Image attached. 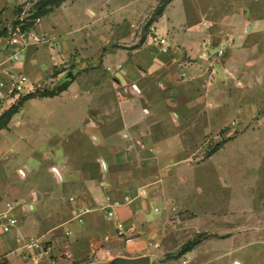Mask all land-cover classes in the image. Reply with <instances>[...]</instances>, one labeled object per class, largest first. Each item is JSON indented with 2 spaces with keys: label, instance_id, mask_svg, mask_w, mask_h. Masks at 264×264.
<instances>
[{
  "label": "crops",
  "instance_id": "1",
  "mask_svg": "<svg viewBox=\"0 0 264 264\" xmlns=\"http://www.w3.org/2000/svg\"><path fill=\"white\" fill-rule=\"evenodd\" d=\"M30 1L0 0V29L8 30L6 26H1V22L14 21L17 8ZM177 1L172 0L168 4L153 27L154 34L166 38L171 44L172 49L168 53H162L157 44L147 40L132 51H124V60L114 64L108 57L117 55L119 50L109 48L102 62L103 66H111L108 67L109 71H113L111 77L105 78L99 85L106 86L118 106L106 107L105 110L119 111L120 126L115 132L116 143H128L130 146L125 148V153L114 150L113 155H99L94 161V175L86 170L82 172L81 178L73 182L74 188L69 194L72 196H67V209L61 222L51 220L49 216L27 224L17 219V228L0 239L2 259L9 264H114L115 260L142 257L149 259L148 264H180L174 259L163 261L169 254L180 251L185 242L188 243L190 233L197 234L204 230L196 226L198 218L195 212L187 208L175 210L172 202H165L163 212L158 217L150 214L154 198L148 188L160 181L161 175L158 179L154 177L153 181L147 178L135 182L132 179L145 175L150 177V172L156 167L161 169L169 165L159 162L163 165L161 167L154 164L166 155H143L145 144L183 142L197 133L198 139L195 141L202 143L224 126L219 124L214 131L201 130L200 134L195 130L213 126L214 118L220 120L219 113L229 107L230 101L242 117H245L247 110L256 111L254 102L240 103L243 102L242 93L247 85H255L256 73L253 68L257 66L258 59L250 51L258 48L262 33L259 34L260 30L250 20L243 22L237 35L224 19H204L187 25L176 14H171ZM64 6L54 7L39 19L35 31L45 41L25 49L23 61L9 62L10 49L6 38L0 37V82L8 81L11 75H25L31 93L47 79L56 77L65 83L68 72L62 71L56 75V68L83 63L86 58L81 52H84L86 42L91 41L96 45L101 42L100 39L103 40L102 37L99 39L100 34L97 40L94 37L86 38L85 24L74 26L56 19L66 9ZM88 13L92 16L88 22L93 23L90 31L109 30L100 21L101 12ZM76 52L78 56L75 57ZM217 52L222 54L215 55ZM240 64L247 66V70L241 71ZM258 64L260 74L262 62ZM257 77L260 78V75ZM231 82L235 91L230 88ZM71 88L69 85L54 97L27 100L24 107L30 102L59 97ZM3 113L0 112V117ZM19 113L13 114L8 121V129L13 124L17 127L23 125L15 121ZM91 125L97 128L98 123ZM2 131L0 129V133ZM99 137L104 140L103 131ZM3 148L2 143L0 155ZM133 151L135 155H131ZM192 156L193 162L198 165L206 163L213 155ZM63 170L66 171L67 167L63 166ZM19 173L25 176L23 170H19ZM57 176L61 181L59 172ZM31 193L36 199L33 202L31 194H26L20 188L4 187L0 182V213L8 203L14 204V208L21 203L22 211L25 212V207L28 212L33 211L35 206L32 204L40 198L34 191ZM70 198L75 201L69 202ZM108 205L112 206L113 212L110 220L106 219L103 210ZM79 207L91 209L82 222L75 219V210ZM153 212L158 214L159 210L153 208ZM181 212L196 216L194 220H185L186 224L192 223L190 228L182 226L185 221L181 222L177 215ZM176 221L180 225H176ZM119 226L126 231L125 238L117 236ZM61 227L63 230H60ZM127 238L131 240L130 243H125ZM37 239L45 244L44 250L28 251L26 245ZM211 242L208 238L197 242L180 257L188 258L189 264H206L204 261L210 254ZM235 264L240 263L236 261Z\"/></svg>",
  "mask_w": 264,
  "mask_h": 264
},
{
  "label": "rangeland",
  "instance_id": "2",
  "mask_svg": "<svg viewBox=\"0 0 264 264\" xmlns=\"http://www.w3.org/2000/svg\"><path fill=\"white\" fill-rule=\"evenodd\" d=\"M36 1L39 0L19 7L22 9L19 10L22 11L20 18L32 11ZM171 1L66 0L63 3L66 9L56 19L74 26L85 24L86 38L97 40L100 34L99 39L102 37L103 40L100 39L101 42L96 45L86 42L84 52H81L86 58L83 63L56 68V75L62 71L73 74L71 80L65 81L66 84L54 77L34 89H48L55 93L61 87L71 85L68 92L50 100L30 102L25 107L27 100L18 99L3 111L15 108L12 115L0 121L1 126L4 124L0 133V145L3 143L4 147L0 155V182L4 187L20 188L31 194L32 202L36 200L32 191L40 198L32 204L35 207L30 212L27 207L25 212L22 211L23 204L18 203L11 212L16 219L27 224L49 216L51 220L61 222L67 209L65 203L72 196L69 194L73 191V182L81 178L82 172L86 170L94 175V161L99 155H113L114 150L126 152L125 148L130 144L116 143L119 111L105 110L106 107L118 106L106 86L99 85L105 78L111 77L113 71H109L111 66H103L102 62L109 48L119 50L117 55L108 57L114 64L124 60V51H132L147 40L154 42L153 38L159 37L153 32L160 18L159 12L166 10ZM88 11L101 12L100 21L109 30L90 31L93 23L88 22L92 20ZM171 14H176L187 25L204 19H224L235 35L245 20H250L260 30L262 35L258 48L250 51L258 59L257 66H253L255 85H247L240 103L252 101L257 109L254 112L247 110L242 117L230 101L229 107L219 113L220 120L214 118L213 126L195 130L200 134L201 130L214 131L219 124L224 126L202 143L195 141L197 133L183 142L145 144L143 155H166L154 164L161 167L163 165L159 162L169 165L161 169L156 167L155 172H150V177L137 176L132 180L137 182L149 178L148 181H153L154 177L158 179L162 176L160 181L148 188L154 198L150 210L152 216L158 217L163 212L165 202H172L175 210L187 208L197 214L196 226L204 230L197 234L188 233L191 236L189 241L212 240L210 254L204 261L206 264H235L236 261L240 264H264V0H178ZM14 21H2L1 26H6L10 34ZM219 53L215 55L219 56ZM23 58L24 55L20 61ZM261 62L259 74L258 63ZM239 67L241 71L247 70L243 64ZM233 86L231 82L230 88L234 89ZM32 99L42 98L37 96ZM18 112L15 121L23 125L17 127L13 124L8 129L7 121ZM91 123H98L97 128ZM102 131L104 140L99 137ZM131 155H135V151ZM192 155L213 156L206 163L197 165ZM63 166L67 167L66 171ZM98 168L101 169L100 166ZM19 170L25 172L24 177ZM153 208H157L159 213H154ZM177 215L181 222L196 218L190 212ZM186 223L182 226L190 228L192 223ZM60 230H63L62 227ZM178 252L169 254L163 262L174 259L180 264H189L188 258L172 257ZM0 264L9 263L1 258Z\"/></svg>",
  "mask_w": 264,
  "mask_h": 264
},
{
  "label": "built area",
  "instance_id": "3",
  "mask_svg": "<svg viewBox=\"0 0 264 264\" xmlns=\"http://www.w3.org/2000/svg\"><path fill=\"white\" fill-rule=\"evenodd\" d=\"M39 21V20H38ZM37 21V22H38ZM45 41V38L40 36L35 27L27 31H21L19 27L12 30V33L6 38L7 46L10 49L9 62H18L22 53L30 46H38ZM153 41L157 44L162 53H168L172 46L164 37H154ZM222 53H219V56ZM28 78L25 75H11L8 81L0 82V112H3L6 106H11L21 96L31 93V88L28 86ZM74 198H70L69 202H74ZM14 209V204L8 203L3 212L0 213V239L6 237L17 228V219L11 215ZM106 219L110 220L113 217L112 206L103 208ZM91 212L90 208L79 207L75 210V219L82 222L84 217ZM126 231L122 226L117 228V236L125 238ZM129 238L125 239V243H130ZM43 242L40 239L34 240L26 245L28 251L35 249L43 250ZM3 254L0 252V259Z\"/></svg>",
  "mask_w": 264,
  "mask_h": 264
},
{
  "label": "trees",
  "instance_id": "4",
  "mask_svg": "<svg viewBox=\"0 0 264 264\" xmlns=\"http://www.w3.org/2000/svg\"><path fill=\"white\" fill-rule=\"evenodd\" d=\"M65 1L66 0H39V1H36L33 4V7L31 9L32 11L29 12V14L26 17H22V18H20V14L22 11H19L22 9L17 8L15 21H14V23H12V30H14L17 27H19L21 31H27L29 29L34 28L39 19H41L46 14H48L52 8L59 7ZM162 13L163 12H159L160 16L162 15ZM8 36H9V30L0 29V37L7 38ZM65 90H66V85L61 87L55 93H53V91L52 92L49 91L48 89H37L32 93L21 96L19 99L23 98L22 101L24 102L26 100L35 98L37 96H39L41 98L54 97V96L61 94ZM14 110H15V108L13 107L10 110L4 112L0 117V121L2 119H4L6 116L10 115L12 112H14ZM3 125L4 124H2V126L0 125V129H2L4 127ZM196 244H197V241H195V240L189 241L188 243H186L185 245L182 246V248L180 249V251L178 252V254L176 256L178 257V256L185 254L186 252L191 250Z\"/></svg>",
  "mask_w": 264,
  "mask_h": 264
},
{
  "label": "water",
  "instance_id": "5",
  "mask_svg": "<svg viewBox=\"0 0 264 264\" xmlns=\"http://www.w3.org/2000/svg\"><path fill=\"white\" fill-rule=\"evenodd\" d=\"M72 78H73V74L70 72H68L67 75L65 76L66 80ZM148 263H149V259L146 257H142L134 260L119 259L114 261V264H148Z\"/></svg>",
  "mask_w": 264,
  "mask_h": 264
}]
</instances>
